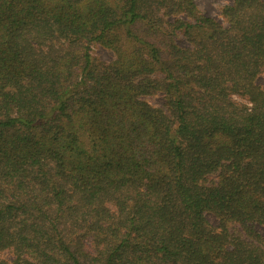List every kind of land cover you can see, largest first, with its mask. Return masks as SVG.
I'll list each match as a JSON object with an SVG mask.
<instances>
[{"label":"trees","instance_id":"1","mask_svg":"<svg viewBox=\"0 0 264 264\" xmlns=\"http://www.w3.org/2000/svg\"><path fill=\"white\" fill-rule=\"evenodd\" d=\"M220 13L0 0V264H264V0Z\"/></svg>","mask_w":264,"mask_h":264},{"label":"rangeland","instance_id":"2","mask_svg":"<svg viewBox=\"0 0 264 264\" xmlns=\"http://www.w3.org/2000/svg\"><path fill=\"white\" fill-rule=\"evenodd\" d=\"M200 9L207 15H210L217 20L223 22V18L221 17L220 8L222 5L230 3L232 0H196ZM91 53L94 57L102 61H112L115 59V53L100 45V44H93L91 47ZM258 82L264 84V72L260 75ZM146 100L151 103L152 105L163 108L164 107V98L162 94H157L153 96H147ZM208 219L213 224H218V220L212 214H208ZM258 231L264 237V226L258 225ZM4 257L10 256L9 253L3 254Z\"/></svg>","mask_w":264,"mask_h":264}]
</instances>
